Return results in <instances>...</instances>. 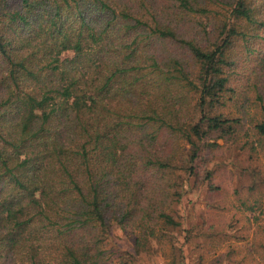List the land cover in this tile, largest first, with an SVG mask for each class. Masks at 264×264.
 I'll return each instance as SVG.
<instances>
[{
  "label": "trees",
  "instance_id": "obj_1",
  "mask_svg": "<svg viewBox=\"0 0 264 264\" xmlns=\"http://www.w3.org/2000/svg\"><path fill=\"white\" fill-rule=\"evenodd\" d=\"M253 97L264 0H0V264H187L186 182L262 147Z\"/></svg>",
  "mask_w": 264,
  "mask_h": 264
},
{
  "label": "rangeland",
  "instance_id": "obj_2",
  "mask_svg": "<svg viewBox=\"0 0 264 264\" xmlns=\"http://www.w3.org/2000/svg\"><path fill=\"white\" fill-rule=\"evenodd\" d=\"M249 57L259 60L257 54ZM254 93L251 90L249 95ZM263 105L264 100L255 97L247 105L254 121L264 118ZM250 133L257 149L250 147L252 143L242 148L246 139L218 140L220 147L206 165L213 172L214 188L196 181L195 176L186 182L187 193L177 207L184 226L173 234L187 264L198 260L203 264H264V142L258 146L255 131ZM115 235L121 251H133L129 236L120 230ZM163 254H138L133 264H169L170 258Z\"/></svg>",
  "mask_w": 264,
  "mask_h": 264
}]
</instances>
